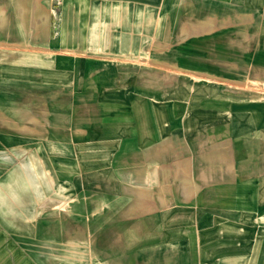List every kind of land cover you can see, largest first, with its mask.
<instances>
[{
    "label": "crops",
    "instance_id": "crops-1",
    "mask_svg": "<svg viewBox=\"0 0 264 264\" xmlns=\"http://www.w3.org/2000/svg\"><path fill=\"white\" fill-rule=\"evenodd\" d=\"M234 1L238 7L240 0ZM41 2L6 0L0 4V39L4 32L7 39L12 37L10 24L17 25L22 39L0 42L6 48L0 53L1 72H17L21 79L31 81L34 73L95 70L112 81L127 66L137 68L132 63L138 57L140 44L136 40L142 39L140 34L151 29L152 34L156 31L151 38L168 41L178 23L175 8L182 7L185 14L191 7L188 0H61L66 9L61 21L66 25L65 33L53 37L58 50L48 54V50L44 52L46 40L41 48L37 47L40 44L32 40L31 31L41 24L36 30L46 35L40 27L47 22L58 25V18L53 22L51 18V23L48 15L42 17L46 7ZM159 8L171 14L167 12L168 16L159 21V15L149 10ZM179 13L181 10L178 17ZM215 13L209 20L200 18L196 22L203 24L198 31L194 29L195 36L219 30L223 20ZM182 20L180 38L186 39L192 34L188 24L192 20L187 15ZM165 65L174 69V65ZM103 84L109 88L108 95L106 91L102 95L103 104H110L114 112L119 109L116 118V113L110 112L111 121L119 123L110 124L109 135L118 138L119 143L115 139L113 144L110 139L108 144L105 142L116 153L115 158L88 165L94 169L88 172L89 183L101 184L88 198L98 203L97 208L70 215H86V220L63 221L60 215L54 223L24 219L5 230L0 227V264H248L264 258L248 256L246 250L251 243L250 233L261 231L258 221L264 217V102L248 104L247 116L242 118L246 122L239 123L238 114L232 112V119L236 118L232 128L223 129L222 120L228 117L222 115L221 108L210 111L208 106L216 104L205 99L201 111L203 115L215 114V120L205 117L199 130L224 132L230 138L213 145L211 140L204 144L201 141L197 155L191 156V151L176 148L173 140L164 139L174 135L168 121L160 144L158 109L153 129L149 125L143 131L141 120L137 136L127 133L122 123L131 121L132 116L120 112L129 102L127 92L111 90L116 85H107V81ZM137 102L135 99L134 105ZM152 116L145 118L153 120ZM166 119L171 117L167 115ZM22 210L26 217V208Z\"/></svg>",
    "mask_w": 264,
    "mask_h": 264
},
{
    "label": "rangeland",
    "instance_id": "rangeland-1",
    "mask_svg": "<svg viewBox=\"0 0 264 264\" xmlns=\"http://www.w3.org/2000/svg\"><path fill=\"white\" fill-rule=\"evenodd\" d=\"M3 2L6 0H0V4ZM188 2L191 7L187 14L182 7L175 8L174 16L178 23L174 25L168 41L151 38L156 34V31L152 34L151 29L146 31L147 34H140L142 39L136 40L140 44L136 49L138 57L136 55L133 60L136 63H132L137 68L131 70L127 66L125 72L117 73L116 80L103 78V72L95 70L34 73L31 81L21 79L17 72L0 71L1 228L5 230L10 224H21L24 219L30 223H54L60 215L63 221L69 218L86 220V215H70L97 208L98 203L88 198L97 193L101 184L89 183L88 172L94 169L88 165L115 158L116 153L110 151V145L108 147L105 142L108 144L110 139L113 144L115 139L119 143L118 138L109 136L112 133L110 124L119 123L118 120L111 121L110 112L116 113L115 116L119 109L114 112L110 104H103L102 95L105 91L107 95L109 93L104 81L107 85H116L111 90L126 91L129 102L133 100L132 107L128 102L120 110H124V116H132L131 121L122 123L128 128L127 133L137 136L141 120L143 131L149 125L153 129L154 113L158 109L160 144L168 121L174 135L164 139L173 140L176 148L191 151V156L197 155L202 142L211 140L213 145L230 138L224 132L199 130L205 124V117L209 116L211 122L215 120V114L203 115L201 111L205 99L216 104L215 107L213 104L208 106L210 111L215 112L218 107L222 109V115L228 117L227 121L222 120L225 122L223 129L232 128L236 119H232V112L238 114L239 123L246 122L242 118L247 116L248 104L251 101L264 102V0H240L238 7L234 0ZM41 5L46 7V11H41L42 17L48 15L50 22L51 18L53 22L57 17L58 25L47 22L44 29L40 27L46 31L45 35L36 30L41 24H36L31 37L40 44L37 46L40 48L46 40L44 52L48 50L49 54L58 50L53 37L65 33L66 25L61 21L65 18L66 9L61 0H42ZM149 10H154L156 17L159 15V21L171 14L170 10L167 14L166 9ZM214 13L221 15L223 20L218 24L219 30L195 36L193 32L203 24L196 22L200 18L209 20ZM184 15L192 20L188 23L192 34L181 39ZM4 27L7 28L8 24ZM8 28L12 33L8 39L21 38L16 24H10ZM51 31L55 34L52 35ZM2 36L0 42L8 41L5 32ZM42 37L45 38L40 40ZM10 43L15 42L10 40ZM31 45L35 47V44ZM4 48L0 45V53ZM165 64L174 65V69H170L171 66L167 68ZM135 99L138 101L136 105ZM146 115L152 116L153 120L148 121ZM167 115L170 120L166 119ZM188 125H191L190 129ZM23 207L28 214L26 217ZM258 222L262 225L261 231L250 233L251 243L246 250L248 256L264 257V217ZM259 261L264 264V258H255L248 264H259Z\"/></svg>",
    "mask_w": 264,
    "mask_h": 264
}]
</instances>
